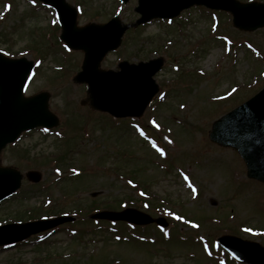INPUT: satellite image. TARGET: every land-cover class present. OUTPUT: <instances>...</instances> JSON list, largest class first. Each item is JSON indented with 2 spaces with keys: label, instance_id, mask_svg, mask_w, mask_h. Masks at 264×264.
<instances>
[{
  "label": "rangeland",
  "instance_id": "rangeland-1",
  "mask_svg": "<svg viewBox=\"0 0 264 264\" xmlns=\"http://www.w3.org/2000/svg\"><path fill=\"white\" fill-rule=\"evenodd\" d=\"M66 1L78 7V25L114 15L132 23L139 16L137 0ZM207 11L193 6L172 20L130 27L118 49L102 59V69L116 70L121 60L165 58L154 75L158 93L143 115L119 122L80 104L87 99L86 85L76 83L74 76L82 52H67L56 41L59 32L50 33L56 20L52 9L31 0H0V50L35 61L26 94L49 92V107L61 120L57 128L67 133L58 139L55 132L33 129L3 150V165L21 172L36 168L42 179L35 184L23 179L17 194L0 203V223L16 221L24 210L30 215L31 207L43 213L76 207L90 211L89 205L105 211L135 208L162 217L168 227L173 222L166 240L153 233L168 227L131 228L73 214L76 223L47 231L43 239L0 249V264H227L228 257L215 260L222 254L210 233H226L217 230L223 223L231 234L264 245V183L248 179L237 153L207 136L214 120L264 86V27L240 31L227 12ZM44 33H49L47 39ZM57 153L62 155L60 179L48 157ZM68 167L82 174L68 176ZM121 201L126 202L122 207ZM156 204L161 209L152 212ZM69 227L77 233L71 234ZM202 238L208 240L206 250Z\"/></svg>",
  "mask_w": 264,
  "mask_h": 264
},
{
  "label": "water",
  "instance_id": "water-1",
  "mask_svg": "<svg viewBox=\"0 0 264 264\" xmlns=\"http://www.w3.org/2000/svg\"><path fill=\"white\" fill-rule=\"evenodd\" d=\"M40 1L56 9L61 25L60 39L68 48L83 52L81 70L74 76L76 83L87 85V99L81 104L116 117L140 116L158 90L153 75L161 68L163 59L137 64L121 61L118 70L102 69L101 60L108 51L120 45L122 35L130 25L113 17L106 23L77 26L76 9L64 0ZM192 5L230 12L234 27L241 30L252 31L264 26V3H242L238 0H138L135 10L141 16L131 25L137 26L156 17L171 18ZM32 68V60L8 57L0 51V152L22 131L37 126L53 127L59 122L49 110V93L24 95L26 78ZM208 136L220 145L235 148L245 161L247 176L264 181V88L214 121ZM25 175L31 181L40 179L39 172L34 170L27 171ZM21 178L22 174L16 168L0 167V199L16 190ZM93 217L138 224L152 221L134 209L101 212ZM67 220L71 218L61 216L1 226L0 244L22 240ZM157 222L165 225L162 219ZM220 241L238 259L252 264L264 263V247L256 242L230 235L222 236Z\"/></svg>",
  "mask_w": 264,
  "mask_h": 264
},
{
  "label": "trees",
  "instance_id": "trees-1",
  "mask_svg": "<svg viewBox=\"0 0 264 264\" xmlns=\"http://www.w3.org/2000/svg\"><path fill=\"white\" fill-rule=\"evenodd\" d=\"M119 122H120V121H119ZM97 208H98V207H97L96 205H89V209H90V211H91V210H95V209H97ZM37 210H38L37 208L32 209V211H31V213H30L29 216H35V214L38 213ZM31 218H32V217H31Z\"/></svg>",
  "mask_w": 264,
  "mask_h": 264
},
{
  "label": "snow or ice",
  "instance_id": "snow-or-ice-1",
  "mask_svg": "<svg viewBox=\"0 0 264 264\" xmlns=\"http://www.w3.org/2000/svg\"><path fill=\"white\" fill-rule=\"evenodd\" d=\"M141 134L143 135V133H141ZM153 147H156V145L153 144ZM156 150H157L158 152H160L161 155H164V152H163L161 149L156 148ZM185 178L187 179V177H185ZM193 226L195 227V225H193Z\"/></svg>",
  "mask_w": 264,
  "mask_h": 264
}]
</instances>
